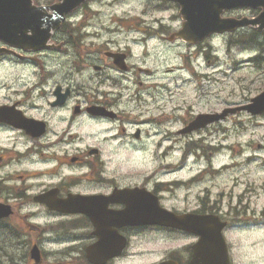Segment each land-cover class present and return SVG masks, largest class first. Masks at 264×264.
<instances>
[{
    "label": "flooded vegetation",
    "instance_id": "af4514ba",
    "mask_svg": "<svg viewBox=\"0 0 264 264\" xmlns=\"http://www.w3.org/2000/svg\"><path fill=\"white\" fill-rule=\"evenodd\" d=\"M3 45L0 42V46ZM24 54L28 57L40 55ZM124 54L128 56L126 52ZM0 61L21 62L22 65L32 62L19 60L13 54L0 56ZM136 68L128 66L124 74L121 73L123 75L113 76L112 71L119 72V69L107 57L95 61L92 65L94 72L87 79H52V76L11 79L6 83L8 89L15 88L0 95V204L7 206L9 211L8 216L0 218V252L4 253L0 264H22L18 261L24 256L29 264H35L31 260L30 248L33 246L40 252V264H44L47 254L61 256L56 264H126L127 248L110 256L113 245L116 247L113 240L119 242L124 237L129 245L131 239L145 236H154L156 240L161 237L164 241L183 240L185 244L181 251L177 247L172 248L151 264H201L200 259L193 263L198 236L191 232L155 224L126 225L113 217V212L127 209L124 203L113 202L108 196L115 190L136 187L141 191L145 188L156 196L162 208L177 214L201 215L206 220L205 226L208 220L213 219L211 216L217 218V222L222 224L229 264H236L230 238L232 231L237 230L238 237L247 242L264 243V237L259 235L264 231V205L259 208L261 213L252 205L259 195L256 192L264 193V174L239 171L240 178L231 179L228 185L227 193L231 194L233 202L228 199L224 203L223 199L227 197L223 193L218 194V201H212L205 188L197 192L194 204H189L182 211L167 203L169 199L166 196L173 195L169 193L167 183L159 180L152 183L148 178L141 183H126L124 164L118 166L122 149L129 143L140 145V126L156 123L154 118H150L152 115L143 119L149 112L144 108L147 103L143 92H132L124 100L127 91L124 83L128 82L126 74L142 71ZM136 82L141 86L140 80ZM152 103H155L154 98L148 104ZM25 120L35 125L31 129L37 130L27 132L17 126ZM86 127L88 139H83L80 133L83 135L81 130ZM168 138V135L163 136L157 146ZM222 142L223 138L213 145L218 146ZM253 147L259 149L260 145ZM32 155L37 156L36 162L43 163V169L39 173L17 172V165L32 162ZM252 162L253 158L245 157L234 167ZM31 177H44V183H24ZM193 180L188 181L189 185ZM134 196L141 200L139 192ZM59 201L64 203L61 209L49 207ZM185 203L188 204V199ZM143 210L145 217L152 216L150 208ZM19 244H28L30 248L25 254L13 257ZM4 246L8 247L7 252Z\"/></svg>",
    "mask_w": 264,
    "mask_h": 264
},
{
    "label": "rangeland",
    "instance_id": "374dc122",
    "mask_svg": "<svg viewBox=\"0 0 264 264\" xmlns=\"http://www.w3.org/2000/svg\"><path fill=\"white\" fill-rule=\"evenodd\" d=\"M47 1L52 2L53 0ZM240 15L254 16L251 12L233 14L236 17ZM116 17L121 18L118 21L119 26L113 23ZM125 19H128L127 22L132 25H128ZM181 21L178 8L162 0L92 1L82 7L77 14L71 16L65 27L68 31L81 26L86 27L87 32L93 33V37L85 38L81 42V37L72 36L69 47L62 54L41 55L44 66H41L40 61L28 66L0 63V95L3 91L14 90L15 86L12 89H8V84L5 86V83H9L11 79H43V77L52 78V76H54L52 79H87L94 70L92 69L93 64L86 65H89L94 55L96 60L104 58V52L107 51L104 47L94 52L96 48L94 44L112 39L121 49L129 50L130 57L127 61L129 65L149 69L152 72L151 76L145 75L144 72L127 74L125 79H128V82L124 83L127 89L124 93V100L135 91L146 94L155 90L158 91L155 94L157 101L152 104H148L147 101L144 108L149 112L143 119L152 115L150 118L158 122L162 116L169 115L162 123L140 126L141 131H146L142 133L141 147L131 146L130 143L122 149L118 166L124 164L126 183L129 185L141 183L147 178L152 183L156 182L154 180L167 183L169 193L173 194L166 196L169 199L167 203L175 205L179 211L191 203L194 204L197 192L205 188L212 201H218V194L223 193L227 197L223 199L224 203L228 199L233 202L231 194L227 193L231 179L240 178L239 175L244 173L243 171L264 174V167L261 166V160H264V116L250 117L239 114L235 116L236 118H230L224 123V125H236L229 142L235 148H242V156L238 159L246 156L255 157L249 166L233 167L218 173V167L227 161L224 154L229 150L225 147L220 148L221 152L217 153L214 158L208 159V162H206V157L200 156L207 143L215 144L216 142L215 137L212 138L217 134V131H213L215 130L213 127L207 130V135H211L210 140L207 139L197 145L190 144L191 147H200L196 151L199 156L195 154V160L186 153V148L182 146L183 139H180V142L177 141L175 147L165 153L162 147L157 146V142L164 135L173 138L183 124L197 114L204 113L206 109L220 110L224 106L240 104L264 90V61L262 59L251 61V58L257 55L264 57V35L256 38L259 43L257 45L250 41L249 35L240 34L227 39L223 36H215L203 42L199 48L189 47L177 40L169 41L168 39L170 33L180 28ZM95 34L97 37H94ZM137 37L141 38L142 42H138V45L131 42V39ZM239 62L247 65L235 69V64ZM73 65H75L74 69ZM177 66H183V68L176 69ZM112 74L119 77L115 72ZM137 80L142 82L141 86L136 82ZM165 85H170L172 89L174 86L175 94L172 95L169 91L161 89ZM144 97L148 100V96L144 95ZM152 98L150 96L151 100ZM139 118L141 119L140 116ZM81 131L83 135L81 133L80 135L83 139H88V127ZM207 135L205 133L193 135L189 142L201 140L204 137L210 138ZM170 140L165 143L170 144ZM129 142L128 139L127 143ZM256 143L261 145V149H254L253 146ZM208 152H214V150L208 147ZM237 153L239 152L235 154ZM31 158L32 162L17 165V172L39 173L43 169V163L36 162L37 156L32 155ZM184 161L189 162L187 167H190V170L181 166ZM192 161L194 162L191 163ZM169 163L171 165L166 166ZM173 166L179 169L175 170ZM191 176L196 178V182L191 185L189 182L184 183L185 185H181L182 182H176L186 181ZM44 179V177H31L24 183L40 184L44 183ZM256 193L259 195L254 198L252 205L256 206L253 209L261 213L259 208L264 205V193L261 191ZM186 199H188V204L185 203ZM259 235L264 237V231H261ZM230 238L233 240L232 253L236 264H264V243L247 242L246 239L238 237L237 230L230 233ZM183 245H185L183 240L164 241L161 237H157L156 240L154 236L133 238L130 240L126 253V264H151L165 256L172 248L177 247L181 251ZM18 246L13 257L25 254L30 248L28 244ZM4 247L7 252L8 247ZM3 254L0 252L1 260H3ZM60 258L58 254H47L44 264H56ZM18 262L29 264L25 256Z\"/></svg>",
    "mask_w": 264,
    "mask_h": 264
},
{
    "label": "water",
    "instance_id": "95a60500",
    "mask_svg": "<svg viewBox=\"0 0 264 264\" xmlns=\"http://www.w3.org/2000/svg\"><path fill=\"white\" fill-rule=\"evenodd\" d=\"M12 4L15 5V13L6 16L1 19H13L15 20L16 26H19L20 33L8 32L7 30L0 31V36L7 42L22 46L29 49L39 50L45 48L47 40L50 38V27H43V24L47 21L50 22V16H47L43 11V8H36L32 5L31 0H11ZM84 0H64L61 4L52 7L54 12L58 15L53 16L55 21L51 22L52 29H55L60 21V18L64 13L70 12L78 4ZM181 5V13L185 19L182 30L177 34L184 40L195 43L202 38L208 36L212 32H222L225 30H232L235 26L244 24L234 23L231 24L226 20L220 19L219 15L222 10L226 8H232L236 6H252V7H263L261 14L252 21L253 24H259V29L264 28V0H174ZM200 1L202 4L200 5ZM23 6V14L18 10L19 6ZM12 31L18 29L14 26L7 25ZM31 30L30 34H26L27 30ZM238 109H246L252 114H259L264 112V92L252 100V103ZM238 109L225 110L221 115L215 116H200L194 123L193 126L186 130L201 127L206 123L218 120L226 116L228 112H235ZM163 217H167L165 214H161ZM169 217V215H168ZM167 217V218H168ZM170 218V217H169ZM180 222L173 223L174 225L185 228L183 217H177ZM33 257L37 260L35 252H32Z\"/></svg>",
    "mask_w": 264,
    "mask_h": 264
}]
</instances>
